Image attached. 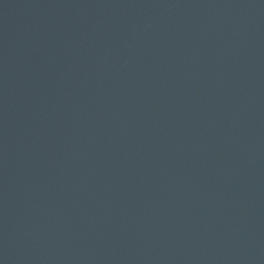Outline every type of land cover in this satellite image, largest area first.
I'll return each mask as SVG.
<instances>
[{
    "label": "water",
    "instance_id": "water-1",
    "mask_svg": "<svg viewBox=\"0 0 264 264\" xmlns=\"http://www.w3.org/2000/svg\"><path fill=\"white\" fill-rule=\"evenodd\" d=\"M0 264H264V0H13Z\"/></svg>",
    "mask_w": 264,
    "mask_h": 264
}]
</instances>
